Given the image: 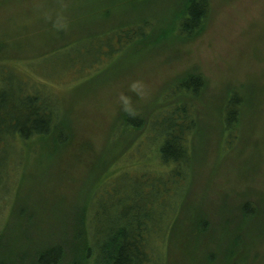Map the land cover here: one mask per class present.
<instances>
[{
    "label": "trees",
    "instance_id": "1",
    "mask_svg": "<svg viewBox=\"0 0 264 264\" xmlns=\"http://www.w3.org/2000/svg\"><path fill=\"white\" fill-rule=\"evenodd\" d=\"M19 3L42 14L38 17L42 43L30 63L39 67L41 59L47 79L73 74L78 80L74 94L81 98L83 90L89 96L99 95L105 82L133 79L136 72L129 62L138 70L149 60L165 67L184 63L157 87L150 102H135L132 114L123 108L112 113L115 118L107 124L113 125L105 137L107 155L100 159L102 168L95 167V184L98 180L100 184L88 199L87 211L98 195L90 222L83 228L84 241L75 244L74 232L63 237L62 244L42 249L27 264H79L85 259V264L87 260L90 264H264V161L255 148L260 142L250 136L257 97L264 95V88L224 78L213 83L200 61L185 62L190 47L208 31L215 3L0 0V11ZM2 42L9 53L20 51L12 46L25 45L18 38L14 43ZM48 57L54 59L49 62L52 68ZM45 83L17 71L8 61L0 62V179L9 155L36 156L45 165L66 156L88 159L82 153L93 146L90 137L77 132L80 139H76V125H67L68 110L61 96ZM115 142L120 143L117 150L111 147ZM213 150H218V162L210 161ZM231 151L238 152L235 169H242L231 189L221 190L217 172L221 158L230 160ZM154 156L157 166L144 165ZM125 159L136 165V175L125 168L113 177L119 169L108 172L111 164ZM42 170L59 174L64 167ZM110 178L111 183L103 186ZM120 178L129 185L119 186L114 180ZM257 183L259 188L254 186ZM104 232L106 240L100 242L97 233ZM72 247L77 252H71Z\"/></svg>",
    "mask_w": 264,
    "mask_h": 264
},
{
    "label": "rangeland",
    "instance_id": "2",
    "mask_svg": "<svg viewBox=\"0 0 264 264\" xmlns=\"http://www.w3.org/2000/svg\"><path fill=\"white\" fill-rule=\"evenodd\" d=\"M212 1L215 3V13H213L208 31L190 47L192 52L186 53L185 62L200 61L205 73L211 77L213 83L224 78L238 83L251 81L252 85L264 88V0ZM29 5L26 3H19V6L16 7L5 5L6 9L0 11V39L3 40V45L4 41L6 44L14 43L17 38L19 42L25 44L24 46H12L11 48L17 47L16 50L19 48L20 51L10 50V53L6 51L5 45L4 47L0 45V48L3 49V52L0 53V62L8 61L17 71L50 85L54 92L61 96L68 110L67 125H76L73 126L76 130H74L76 139H80L78 133L80 136L88 135L93 146H86L85 153H82L88 156L87 161L66 156L45 165L44 161L36 156L26 157L21 154L13 157L9 155L7 167L4 166L6 160L3 161L2 178L0 179V264H27L42 249L53 244H62L63 237L74 235V232L75 236H78V239L75 237V244L84 241L85 230L83 228L87 222H90L91 206L97 201L98 195L95 196L93 203L90 200L89 219L86 218L89 213L87 211L88 199H90V193L94 187L100 184L99 180L95 184V178L98 175V168L95 167L102 168L103 163H100V159L107 155L105 153L107 146L105 137L107 129L111 130L113 125L107 124V122L114 120L113 112L122 110V103L118 104L121 94L129 97L131 104H135V102L148 103L151 101L153 93H156L157 87L163 84L170 74L179 71L178 68L184 65V63L178 62L175 66L165 67L154 60H149L138 70L137 65L133 66L131 64L133 62H129L136 73L132 75L133 79L130 78V81L118 80L120 89L116 83L118 81L113 80L105 82L103 91L99 92V95L89 96L82 89L84 93H79L84 96L81 98L78 94H74L76 92L74 85L78 80L73 74L47 79V75L41 71L43 63L41 59L39 67L30 63L42 43L39 33L43 31V27L42 23L38 21V17H42V14L32 11ZM53 60L52 57L46 59L51 68L49 62ZM159 65L161 68L157 72L154 71L153 76L143 78V74L149 71L151 74V71ZM143 67L145 68L141 71ZM137 81L143 82L147 86V91L143 96L137 95L132 90V84ZM117 87L118 94H115ZM256 102L259 106L252 117L253 131L250 136L254 142H260L255 148L260 151L262 147V153L258 151V158L263 162L264 95L259 94ZM132 106L134 108V105ZM17 146L19 148V142ZM111 147L113 150H117L120 143H111ZM64 150L66 151L67 148ZM218 150L217 152L213 150L209 156L211 162L219 161ZM229 155H231L230 160L221 158L220 168L217 172V185L221 190H230L242 169L236 170L234 166L238 152L231 151ZM243 156V154L240 155L241 158ZM119 160L112 163L108 171L111 173L119 169L117 173L113 174V177L121 174L125 168L136 175L134 163L126 159L120 162ZM141 165L143 163L137 164V167ZM144 165L154 168L158 165L156 157L154 156ZM61 166L64 167V170L59 174H49L42 170L44 167L46 170H58ZM105 174L108 176V173L105 172ZM111 180L110 178L103 186L111 183ZM114 181L121 187L129 185V182L122 178ZM260 184L257 183L254 186L259 188ZM121 191L128 192L127 190ZM73 225L76 227L75 230H71ZM95 230L94 227V233ZM97 234L100 242L106 240L105 232ZM94 236L92 243H94V238H97ZM88 239H91L90 234ZM71 252H77V249L72 247ZM97 253L96 251V256ZM79 258H82V255ZM89 261L87 260L88 264L91 263ZM85 263L86 259L79 261V264Z\"/></svg>",
    "mask_w": 264,
    "mask_h": 264
},
{
    "label": "clouds",
    "instance_id": "3",
    "mask_svg": "<svg viewBox=\"0 0 264 264\" xmlns=\"http://www.w3.org/2000/svg\"><path fill=\"white\" fill-rule=\"evenodd\" d=\"M132 90L137 93V95L143 96L147 91V86L143 84V82L137 81L132 84ZM120 101L123 105V109L125 112H128L129 114H132L134 112V109L132 107L130 98L127 96H124L121 94Z\"/></svg>",
    "mask_w": 264,
    "mask_h": 264
}]
</instances>
